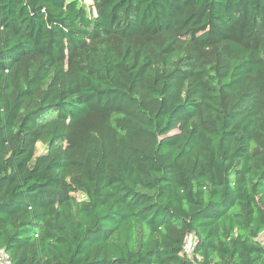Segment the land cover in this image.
I'll list each match as a JSON object with an SVG mask.
<instances>
[{"label":"trees","instance_id":"16d2710c","mask_svg":"<svg viewBox=\"0 0 264 264\" xmlns=\"http://www.w3.org/2000/svg\"><path fill=\"white\" fill-rule=\"evenodd\" d=\"M263 232L264 0H0L12 264H264Z\"/></svg>","mask_w":264,"mask_h":264},{"label":"built area","instance_id":"2783aa9c","mask_svg":"<svg viewBox=\"0 0 264 264\" xmlns=\"http://www.w3.org/2000/svg\"><path fill=\"white\" fill-rule=\"evenodd\" d=\"M260 240H262L264 242V240L261 239V236H260ZM195 249H196V239H195V236L193 234H191L188 236V239L184 244V250L187 254L190 255L191 258H194L195 257ZM198 258H200V256ZM0 264H12L10 255L8 254L6 249L4 247H1V246H0Z\"/></svg>","mask_w":264,"mask_h":264},{"label":"rangeland","instance_id":"374dc122","mask_svg":"<svg viewBox=\"0 0 264 264\" xmlns=\"http://www.w3.org/2000/svg\"><path fill=\"white\" fill-rule=\"evenodd\" d=\"M38 147H39V150H41V149H42V145H41L40 143H38ZM261 239H263V240H264V233L261 235Z\"/></svg>","mask_w":264,"mask_h":264}]
</instances>
